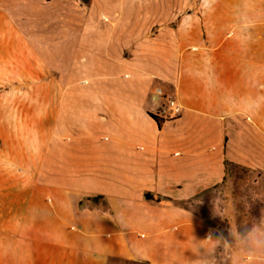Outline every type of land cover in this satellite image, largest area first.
<instances>
[{
    "label": "crops",
    "instance_id": "1",
    "mask_svg": "<svg viewBox=\"0 0 264 264\" xmlns=\"http://www.w3.org/2000/svg\"><path fill=\"white\" fill-rule=\"evenodd\" d=\"M94 1L0 0V74L77 96L48 102L41 179L0 183V219L6 202L25 223L4 239L0 223V264H211L215 242L176 203L225 162L264 171V8L205 4L149 35L140 3L104 25Z\"/></svg>",
    "mask_w": 264,
    "mask_h": 264
},
{
    "label": "rangeland",
    "instance_id": "2",
    "mask_svg": "<svg viewBox=\"0 0 264 264\" xmlns=\"http://www.w3.org/2000/svg\"><path fill=\"white\" fill-rule=\"evenodd\" d=\"M235 2L260 4L262 6L259 10L264 8V0H96L89 12L92 16L87 11L86 18L92 17L100 24L111 25L116 19L135 18L136 11L132 5L140 3L143 8L140 14L148 25H155L149 32L152 35L159 25H165L169 19L174 22L193 12L202 13L197 11L203 8L202 5ZM259 16L264 18V12ZM49 79L48 82V78L42 80L38 75L0 74L2 185L15 179H41L42 146L43 137L48 132V113L54 112L51 116L54 115L53 120L57 127L56 114L59 109L49 106L48 102L77 97L73 90L60 89L54 77ZM225 163L226 172L220 184L199 189L193 197L177 202L176 205L191 212L193 220L206 227L203 240L215 242L211 264H264V171ZM6 205L3 202V206L7 207ZM4 207L0 219L3 239L7 235L6 229L12 223H19L18 227L25 224L21 219L17 223L16 220H10ZM6 254L7 251L3 248V257H7ZM2 263L8 264V261L3 259Z\"/></svg>",
    "mask_w": 264,
    "mask_h": 264
},
{
    "label": "built area",
    "instance_id": "3",
    "mask_svg": "<svg viewBox=\"0 0 264 264\" xmlns=\"http://www.w3.org/2000/svg\"><path fill=\"white\" fill-rule=\"evenodd\" d=\"M179 111V106H177L173 100H168L166 105L162 108L161 116L164 120L174 119L180 114Z\"/></svg>",
    "mask_w": 264,
    "mask_h": 264
},
{
    "label": "trees",
    "instance_id": "4",
    "mask_svg": "<svg viewBox=\"0 0 264 264\" xmlns=\"http://www.w3.org/2000/svg\"><path fill=\"white\" fill-rule=\"evenodd\" d=\"M78 1L86 7H88L90 5V2H91V0H78ZM151 117L157 122V126L160 127V123H159L158 119L152 115H151ZM225 166H226V163H225ZM145 198L151 199V197L148 194L145 195Z\"/></svg>",
    "mask_w": 264,
    "mask_h": 264
}]
</instances>
